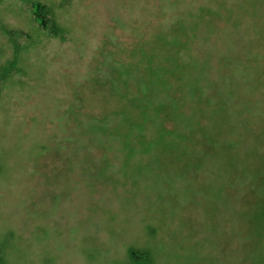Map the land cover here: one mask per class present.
I'll return each instance as SVG.
<instances>
[{"label":"rangeland","instance_id":"rangeland-1","mask_svg":"<svg viewBox=\"0 0 264 264\" xmlns=\"http://www.w3.org/2000/svg\"><path fill=\"white\" fill-rule=\"evenodd\" d=\"M0 264H264V0H0Z\"/></svg>","mask_w":264,"mask_h":264},{"label":"trees","instance_id":"trees-1","mask_svg":"<svg viewBox=\"0 0 264 264\" xmlns=\"http://www.w3.org/2000/svg\"><path fill=\"white\" fill-rule=\"evenodd\" d=\"M35 7H36V11H37V15H38V17H40V19H41V23L44 25V26H48V23H47V17L45 16V11H46V7L44 6V5H42V4H40V3H35ZM189 21V20H188ZM187 23V22H186ZM185 23V24H186ZM52 30L54 31L55 29L54 28H52ZM158 39V38H157ZM171 43L173 44V45H175V44H178V45H182V48L184 49V45H185V42H181V41H179V42H177V39L176 38H172V40H171ZM183 49H181L180 48V51L182 52L183 51ZM178 50H179V47H178ZM177 57V56H176ZM173 66H172V69H174V70H178V69H180L179 67H181V65H178L177 63H176V58H174V64H172ZM167 67L165 68V66L164 65H162V64H160V65H158V72L159 73H156L155 75H156V77H157V79L155 80V81H160L161 83H158L157 85L154 83V84H152V86H153V88H152V90L150 91V95H149V97H148V100H149V102H147L148 104H151L152 103V105H154V106H159V105H162V102H166V101H168V99H169V96H170V94H168V91H170V86H168V83L166 84H164V83H162V81H164V73L165 72H167ZM168 86V87H167ZM161 91H163V92H161ZM161 92V93H160ZM163 94H166V96L164 97L163 96ZM171 94H173V90H172V92H171ZM152 95V97L150 98V96ZM142 97V96H141ZM164 97V98H163ZM178 97H176V98H172L171 100L174 102V103H177L176 105H178V104H181V102L183 101L182 100V96L179 98L180 99V101H178V99H177ZM156 101H158L159 103H158V105H156L155 103H156ZM169 103V102H168ZM143 106V105H142ZM146 107V105H144L142 108H143V113L145 112H147V111H149V109H147V108H145ZM178 117L180 118L181 117V114L179 113L178 114ZM129 124H131V123H129ZM140 126V125H139ZM144 130V126H141L140 127V131H143ZM141 134H143V133H141Z\"/></svg>","mask_w":264,"mask_h":264}]
</instances>
